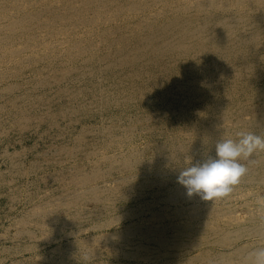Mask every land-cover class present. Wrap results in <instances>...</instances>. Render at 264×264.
Listing matches in <instances>:
<instances>
[{
	"label": "bare ground",
	"instance_id": "6f19581e",
	"mask_svg": "<svg viewBox=\"0 0 264 264\" xmlns=\"http://www.w3.org/2000/svg\"><path fill=\"white\" fill-rule=\"evenodd\" d=\"M72 85L78 90L69 92ZM55 86L71 94L73 109L66 108L62 118L87 115L84 107L72 105L86 90L102 110L154 99L195 107L199 118L208 115L182 139L154 147L149 159L133 147L115 155L139 123L150 131L148 117L119 134L113 127L101 129L103 140L92 149L95 161L89 170L79 169L58 196L30 197L31 217L46 240L56 241L48 233L59 225L73 227L62 235L72 240L56 247L59 254L93 253L80 239L78 220L92 222L89 230L97 237L90 244L128 246L138 239L134 255H149L145 244L153 243L165 264L208 261L213 248L221 264H246L249 253L264 248V198L251 190L264 187V152L246 160V173L214 201L189 196L178 182L185 168L199 162V147L216 151L218 141H238L240 132L264 137V0H0L5 109L20 124L42 105L41 91ZM59 153L70 155V150L63 147ZM162 187L167 188L162 197L113 215L116 204L133 200V193L140 197L151 189L155 197ZM159 201L162 205L154 209ZM143 213L147 219L135 223ZM28 220L16 223L24 226ZM121 221L126 223L115 230ZM189 251L198 255L179 254Z\"/></svg>",
	"mask_w": 264,
	"mask_h": 264
},
{
	"label": "rangeland",
	"instance_id": "374dc122",
	"mask_svg": "<svg viewBox=\"0 0 264 264\" xmlns=\"http://www.w3.org/2000/svg\"><path fill=\"white\" fill-rule=\"evenodd\" d=\"M62 89L65 88L55 86L41 91L42 105L39 108H33L30 118L24 122L21 121L20 124L13 120L12 111L5 109L4 105L9 107V103L4 100L0 101V105L4 106V109L0 111V264H165L166 259L163 260L157 255L159 251L153 243L145 244L149 251L151 250V253L148 251L150 257L145 252L134 255L135 248L133 246L136 242L138 243V239L128 246L118 243L107 244L102 240L97 245L90 244V239L97 237L94 236L96 233L89 230L92 227V222L81 221L78 224L80 220L76 226L80 230V239L89 242L87 245L91 247L93 253L85 255L82 250H79L77 256L73 254V256L64 257L56 251V247H65L71 242V237L68 236V239L64 241L63 236L70 234L73 227L59 225L55 232L48 233L56 238V241L46 240L44 235L39 232L35 224L36 220L31 217L33 203L30 201V197L32 195L38 197L58 196L66 189L67 184L73 179L72 177L80 171L79 169L89 170L95 161L92 149L101 144L103 139L100 131L103 128L113 127L119 134L127 127L134 125V122L138 120L143 122L148 117L150 131L137 123L138 126L131 133L133 138L126 141L115 155L120 157L133 147L140 150L145 159H149L154 147L161 145L166 147L176 140L175 137L182 139L192 129L199 127L201 120L207 118L208 115L199 118L195 113V107L180 108L160 104L154 99L145 100L144 103H135L130 108L129 106L122 108L121 105H111L102 110L95 101L97 99L90 93L91 91L86 90L77 102H72V105L74 104V108L84 107L87 115L83 116L84 114L75 112L62 118V112L71 107V101H69L71 94L62 92ZM76 89L72 85L67 90L71 92ZM80 89L85 90V86L81 84ZM76 146L79 148L76 149ZM63 147L70 150V155L59 153ZM215 157L216 151L209 152L207 148L203 147H199L195 155L199 162ZM239 162L243 165L246 164V160L243 159ZM168 179L167 176L163 177L165 181H169ZM260 188L262 189L260 190ZM166 190L167 188L162 187L160 193L155 197L154 194H151L154 192L151 189L143 191L144 193L140 197H135L137 194L133 193V200L116 204L117 208L113 211V215L122 214L128 208L134 209L143 202L151 203L162 197ZM251 190L264 198L263 186ZM160 205L162 202L159 201L154 209H158ZM15 206L16 208H14ZM89 208L92 210V207L89 206ZM88 212L90 211L88 210ZM106 217L108 216L104 215L102 219L100 218L101 221ZM27 218H29L28 223L24 226L21 223H16L20 219L26 220ZM97 218L99 217H95L94 220ZM139 218L134 219L135 223L147 219V214L143 213ZM181 221L180 218L173 219L174 223H181ZM125 223V221H121L115 230H121ZM21 228L26 229L29 234L28 232L27 234H18V230ZM100 234L97 235L100 236ZM166 235L170 237L172 231L167 230ZM194 253L196 256L198 255L194 251L179 254L182 258L188 259L196 257ZM217 253L218 250L213 248L208 250V261L183 264H221ZM39 256L44 257L43 260H39ZM144 259L147 261L145 262Z\"/></svg>",
	"mask_w": 264,
	"mask_h": 264
},
{
	"label": "clouds",
	"instance_id": "9594fccd",
	"mask_svg": "<svg viewBox=\"0 0 264 264\" xmlns=\"http://www.w3.org/2000/svg\"><path fill=\"white\" fill-rule=\"evenodd\" d=\"M238 136V141H218L215 158L198 162L179 174L178 182L187 189L189 196L196 194L204 201H214L227 195L247 171L239 161L264 152V137L251 132H240ZM246 264H264V248L249 253Z\"/></svg>",
	"mask_w": 264,
	"mask_h": 264
}]
</instances>
